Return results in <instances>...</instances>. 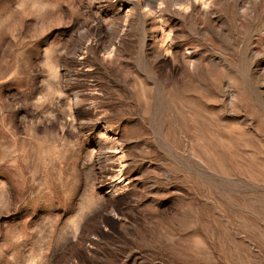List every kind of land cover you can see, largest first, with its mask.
Masks as SVG:
<instances>
[{"label": "rangeland", "instance_id": "1", "mask_svg": "<svg viewBox=\"0 0 264 264\" xmlns=\"http://www.w3.org/2000/svg\"><path fill=\"white\" fill-rule=\"evenodd\" d=\"M0 264H264V0H0Z\"/></svg>", "mask_w": 264, "mask_h": 264}]
</instances>
